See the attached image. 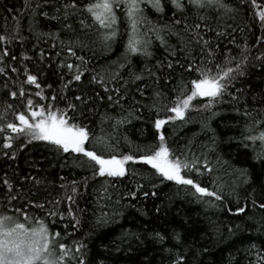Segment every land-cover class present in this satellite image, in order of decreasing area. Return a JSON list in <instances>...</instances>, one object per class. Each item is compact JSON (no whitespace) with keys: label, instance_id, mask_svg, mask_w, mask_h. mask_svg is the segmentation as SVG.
Listing matches in <instances>:
<instances>
[{"label":"trees","instance_id":"1","mask_svg":"<svg viewBox=\"0 0 264 264\" xmlns=\"http://www.w3.org/2000/svg\"><path fill=\"white\" fill-rule=\"evenodd\" d=\"M63 2L28 0L26 6V0H0V35L16 37L10 42L0 41V67L5 69L0 72V126L19 123L16 115L20 112L31 119L28 98L37 106L34 110L43 105L46 110L56 111L66 109L71 103L76 109H68V116L88 128L90 138L86 147L99 154L102 149L95 138L105 136L120 153L144 154L137 152L136 146L156 143L160 130L155 129L154 120L174 115L165 111L158 113L157 108L171 107L178 85L196 79L198 73L181 67L187 60L179 51L181 45L175 36L169 38V43L177 48L175 58L153 38L151 57L132 55L131 63L119 70L122 79L108 82L109 89H121L120 103H115L117 94L106 93L92 77L103 75L108 80L116 70L115 62L124 63L127 36L117 38L111 50H107L97 40L96 30H82L78 18L67 21L75 32L63 29L62 21L51 19ZM78 2L83 4L86 0ZM225 2L238 11L221 17L215 10H202L213 29L205 38L213 46L219 44L217 63L231 51L236 57L232 67L241 60L240 52L246 44L245 74L232 81L228 88L231 95L226 93L209 108L203 107L208 98L198 97L183 120L177 119L162 129L169 147L182 160L198 159L201 169L204 159L208 160L211 172L200 175L186 171L185 174L210 191H217L223 196L222 201L214 197L197 198L190 186L162 180L150 165L139 160L125 166L127 171L123 177H93L92 168L81 154L58 151L46 141L29 142L30 138L17 137V133L5 129L0 132V215L23 223L22 212L18 211L22 209L27 213L29 224L43 219L52 232L60 233V243L73 251L74 245H84L82 252L89 264H173L178 256L184 257L181 264H256L264 257V209L259 207L264 204V155L257 158L264 150L260 142L253 144L245 139L246 125L264 120V58H260L264 54V39H261L264 26L255 15L256 6L241 0ZM256 4L264 9V0H256ZM174 11L171 4H166L163 19L170 20ZM43 12L49 16H43ZM146 13L153 21L159 15L150 7ZM188 15L189 24L198 22L191 11ZM124 29L122 23V33ZM217 31L227 34L216 37ZM43 33H58L59 38ZM77 37L88 47L74 46L76 56H71L66 51L67 42L76 41ZM193 55L199 62L197 46H193ZM77 56L87 61V71L80 81L68 83L72 72L60 65L62 62L80 64ZM176 59L179 65L175 64ZM169 60L174 63L172 69L166 67ZM158 61L164 66H158ZM13 68L17 71H12ZM148 70L155 76L149 75ZM130 73L144 78L132 82ZM29 74L37 77L39 88L27 82ZM21 86L24 97L19 95ZM11 92H17V96H11ZM37 92L41 95L37 96ZM155 92L162 93L158 101ZM97 94L103 99H98ZM108 95H112V101L107 99ZM77 96L81 97L80 101L76 100ZM233 96L238 99L234 100ZM246 111L251 115L246 116ZM105 115L115 119L102 121ZM122 117L127 122L116 125V120ZM260 129H264V123L254 128V133ZM9 136L13 137L12 146L5 148L3 145ZM240 170H246L247 175H241ZM5 179L12 185L11 189L4 184ZM72 181L77 182L75 195L71 191ZM62 184L67 187L62 188ZM133 192L135 195H130ZM66 195L73 196L74 203ZM38 204L43 207H36ZM70 207L75 219L69 215ZM238 208L245 211L238 212ZM102 214L105 221L98 223ZM177 232L181 236L179 242L173 238ZM156 233L165 237L163 243L156 238ZM68 264L75 261L69 259Z\"/></svg>","mask_w":264,"mask_h":264},{"label":"snow or ice","instance_id":"2","mask_svg":"<svg viewBox=\"0 0 264 264\" xmlns=\"http://www.w3.org/2000/svg\"><path fill=\"white\" fill-rule=\"evenodd\" d=\"M241 2L251 3L257 7L258 11L255 15H258L261 25L264 26V9L259 8L256 0H241ZM166 4H171L175 9L170 20L163 19ZM26 6H28V0H26ZM39 7L40 5H36V8ZM147 7H150L155 13L159 14L155 21L151 20L147 15ZM208 9L215 10L221 17L230 16V14L238 11L235 6L226 3L225 0H86L83 4L79 3L78 0H65L60 7L56 8L57 15L51 16V19L57 20L58 22L62 21L63 29L69 32H75L76 30L67 21L74 17L78 18L79 26L82 30H96L97 40L107 50H111L112 44L117 38L123 35L127 36L124 43V63H120L119 61L115 62L116 70L108 80L103 75H94L92 77V80L103 87L106 93L114 91L117 94L118 98L115 101L117 104L120 103L119 97L121 89H109L107 84L110 81H115L119 77V70L127 67L131 63L129 57L136 54L151 57L153 53L150 49L153 45L154 38L175 58L177 56V48L175 45L169 43V38L173 36L177 38L181 45L179 51L187 60V63L181 65V67H184L188 71L198 73V77L192 79L187 84L181 82L178 85L175 89L177 95L170 101L171 107L164 105L162 108H157L158 113L165 111L166 113H174V115L168 114L166 118L154 120L155 129L160 130L156 143L143 147L136 146V151L143 152L144 154L135 156L133 154L120 153L118 147L110 143L109 138L105 136L95 138L96 143L102 149L99 154L96 150H91L86 147L90 138L88 128L75 123V117L68 116V109H72L73 111L76 109V105L71 103L68 104L66 109H57L56 111H52L50 108L46 110L43 105H39L38 110H34L37 109V106H34L33 100L28 98L27 110L31 114V119L23 112H20L16 115L19 123H7L5 126H0V132L5 129H10L11 132L17 133V137L23 136L30 138L29 142L46 141L56 146L58 151L81 154L82 157L86 158L84 162L92 168L93 177L105 175L108 177H123L127 171L125 166L129 162L135 163L139 160L150 165L162 180L173 181L177 185L190 186L193 189V194L197 198L214 197L216 200L222 201L223 196L217 191H210L208 187L201 186L190 175L185 174L186 171L188 173L195 172L200 175L204 171L211 172L212 168L209 167L208 160L206 158L204 159L203 169L199 167L200 161L198 159L193 162L182 160L169 147L164 132L162 131L166 124L177 119L183 120L186 112L192 108V102L198 97L208 98V103L204 104L203 107H211L214 102L219 101L228 93L229 86L237 76H243L245 74L243 66L247 64L248 60L246 44L240 52L241 60L236 63L235 67H232V63L236 60V57L231 54L230 50L227 54L223 55L221 62H216L219 44L213 46L212 41L205 38L207 32L213 31L207 23L209 19L208 15L206 13L202 14V10ZM189 11L192 12V15L198 22L188 23ZM41 14L45 17L49 16L47 12ZM178 15L180 17L179 19H177ZM81 16L84 18H79ZM230 18L234 19V16ZM89 20L91 23L88 22ZM122 23L125 25L123 33L121 32ZM226 34L225 31H217L215 33L216 37H221ZM42 35L49 37L56 36V38H59L58 33H43ZM15 38V35H0V41L10 42L11 39ZM261 39H264V37ZM64 43V41H61V44ZM74 46L80 48L88 47L79 37H77L76 41L69 40L66 51L71 56H76ZM193 46L199 48V62H197L196 56L193 55ZM76 58L81 62L80 64L73 65L62 62L60 65L72 72V78L68 83L80 81L84 71H87V61L84 60V57L77 56ZM260 58H264V54ZM157 64L161 67L164 66L159 61ZM175 64H180L179 59L175 60ZM213 65H215V69H213ZM166 67L172 69L174 67L173 61L169 60L166 63ZM4 71L5 69L0 67V72ZM12 71H17V69L13 68ZM25 71L27 72V69ZM148 71L149 75L155 76L151 70ZM119 78L122 79V77ZM143 78L141 74H129V79L132 82L142 80ZM156 79L158 80L159 77H156ZM27 82L35 84L37 88L40 87L35 75H27ZM137 91L142 94L141 89H137ZM228 94L231 95V93ZM19 95L21 97L25 95L23 86L19 90ZM36 95L39 96L41 94L37 92ZM11 96L16 97L17 92H11ZM154 97L158 101L162 97V93L155 92ZM97 98L103 99L98 94ZM52 99L55 100V96ZM107 99L112 101V95H108ZM233 99H238V97L233 96ZM76 100L80 101L81 97L77 96ZM153 107H156L155 102ZM129 115H132L131 111ZM245 115L250 116L251 113L246 111ZM103 119L115 118L105 115L102 121ZM125 122H127V118L122 117L116 120V125ZM262 123H264V120H256L254 123L246 125L248 135L245 139L253 144L260 142L261 148L264 150V129H260L254 133V128ZM101 131L103 132V129ZM12 140L13 137L9 136L7 138L8 142L3 146L5 148H11ZM12 155L15 156V153ZM260 155H264V151L258 154L257 158H260ZM240 172L241 175H247L246 170H240ZM86 182L87 180L85 178V184ZM35 183H39V181H35ZM4 184L9 189L12 188V185L7 179L4 180ZM76 184V181L71 182V191L74 195L77 193ZM61 187L66 188L67 185L62 184ZM130 195L134 196L135 193H130ZM66 199L74 203L73 196L66 195ZM56 203L58 204L59 201ZM36 207L42 208L43 205L38 204ZM259 207L264 209V204H260ZM18 211L22 212L25 222H19L18 219L14 220L11 216L0 215V264H68L69 259L75 261V264H89L82 252V249L85 247L84 245H74L73 251L66 244L59 242L58 238L60 233L52 232L43 219L34 220L29 224L27 222L29 219L27 213H23L22 209ZM237 211L244 212L245 209L238 208ZM55 214L50 213V215ZM69 215L75 219V214L71 211V207L69 208ZM104 221L105 215L102 214L97 222L101 223ZM76 223L79 224V220H76ZM155 236L161 243L165 240V237L160 233H156ZM173 238L179 242L181 239L180 233H175ZM57 249L59 250V254H57ZM168 251L171 250L169 249ZM183 259V256H178L173 261V264H181ZM261 261H264V257H260L256 264H261Z\"/></svg>","mask_w":264,"mask_h":264}]
</instances>
